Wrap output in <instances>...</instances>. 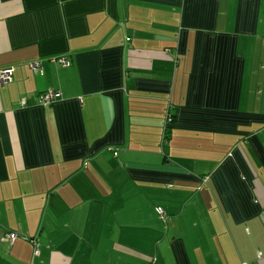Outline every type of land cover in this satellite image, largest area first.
Wrapping results in <instances>:
<instances>
[{
	"label": "crops",
	"instance_id": "obj_1",
	"mask_svg": "<svg viewBox=\"0 0 264 264\" xmlns=\"http://www.w3.org/2000/svg\"><path fill=\"white\" fill-rule=\"evenodd\" d=\"M7 68L0 264H264V0H0Z\"/></svg>",
	"mask_w": 264,
	"mask_h": 264
},
{
	"label": "built area",
	"instance_id": "obj_2",
	"mask_svg": "<svg viewBox=\"0 0 264 264\" xmlns=\"http://www.w3.org/2000/svg\"><path fill=\"white\" fill-rule=\"evenodd\" d=\"M62 64H67L65 62V60H60ZM40 64L36 63L32 65V68L34 70H37L39 68ZM13 72H14V68H7V69H0V84H3L9 80L12 79L13 77ZM60 97L59 93H54V92H45L43 94H41L40 98H39V104L42 106H50L53 104V102H55L58 98ZM21 105L26 106L27 105V101L26 100H22L21 101ZM173 124V116L170 114H167V118H166V127L165 130L167 132L168 128H170V126ZM166 138V135H165ZM115 155H117V153H115ZM158 212L161 215V217L163 219H165V212L163 211L162 208H158ZM19 238V234L17 232H8L5 236V242L7 245L9 246H13L16 241ZM37 251H39L38 247H37Z\"/></svg>",
	"mask_w": 264,
	"mask_h": 264
},
{
	"label": "rangeland",
	"instance_id": "obj_3",
	"mask_svg": "<svg viewBox=\"0 0 264 264\" xmlns=\"http://www.w3.org/2000/svg\"><path fill=\"white\" fill-rule=\"evenodd\" d=\"M211 257V256H210ZM214 260V259H213Z\"/></svg>",
	"mask_w": 264,
	"mask_h": 264
}]
</instances>
